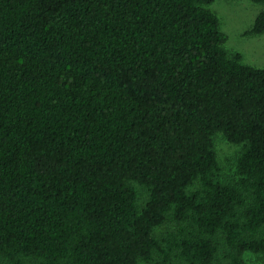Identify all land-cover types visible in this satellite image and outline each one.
<instances>
[{
	"label": "trees",
	"instance_id": "trees-1",
	"mask_svg": "<svg viewBox=\"0 0 264 264\" xmlns=\"http://www.w3.org/2000/svg\"><path fill=\"white\" fill-rule=\"evenodd\" d=\"M214 1L0 0V264L264 257V67Z\"/></svg>",
	"mask_w": 264,
	"mask_h": 264
},
{
	"label": "rangeland",
	"instance_id": "rangeland-1",
	"mask_svg": "<svg viewBox=\"0 0 264 264\" xmlns=\"http://www.w3.org/2000/svg\"><path fill=\"white\" fill-rule=\"evenodd\" d=\"M208 7L219 16L220 27L228 35L225 47L229 54L241 53L243 62L264 67V32H249L257 15L264 9V4L253 0H215ZM215 147L222 168V178L228 181L235 176L236 160L243 146L232 143L220 132L215 135ZM170 228L171 225L167 224L161 234ZM218 256L222 262L227 263L223 251ZM244 261L245 264H264V257L248 251L244 255Z\"/></svg>",
	"mask_w": 264,
	"mask_h": 264
}]
</instances>
